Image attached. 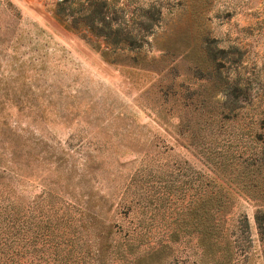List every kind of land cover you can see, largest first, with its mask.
<instances>
[{
	"label": "rangeland",
	"instance_id": "obj_1",
	"mask_svg": "<svg viewBox=\"0 0 264 264\" xmlns=\"http://www.w3.org/2000/svg\"><path fill=\"white\" fill-rule=\"evenodd\" d=\"M12 138L28 199H68L69 172L100 204L103 264H264V0H0V152ZM202 179L225 199L214 245L187 210Z\"/></svg>",
	"mask_w": 264,
	"mask_h": 264
},
{
	"label": "trees",
	"instance_id": "obj_2",
	"mask_svg": "<svg viewBox=\"0 0 264 264\" xmlns=\"http://www.w3.org/2000/svg\"><path fill=\"white\" fill-rule=\"evenodd\" d=\"M158 18V11L151 9L147 11L145 20H141L140 24L144 30H149ZM122 34H124L122 37L116 36V42L123 39L130 44H136L128 31H121ZM77 106L74 103H67L62 111L67 113L66 116L72 114L79 116ZM84 111L87 112V109L84 108ZM88 117L89 114L86 118ZM11 140L19 146L15 148L6 146L1 149L4 151L0 152V158L5 157L8 160L7 164L0 163V264H89L86 263V257H91L90 248L83 251L76 249L72 243L74 238L68 235L75 230L86 229L85 227L87 230L93 227L98 229L92 263L95 264L94 260H100L103 264L107 252L110 250L115 253L117 249L113 248L116 245L105 243L111 231L105 222L99 220L97 213L101 210L100 204L95 203L90 191L76 194V184L72 182L69 172L59 176L61 191L70 196L68 199L51 192L49 187L44 192L36 194L34 199H28L30 197L27 193L28 189L24 185H18L15 180L16 175L21 174L19 171L21 167L11 164L17 158L15 156L19 154L22 156L24 144L23 141L18 143L15 138ZM7 151L10 156L7 155ZM78 184L81 185V181ZM207 186H210V182L202 179L203 197L200 198V202L192 208L188 207L187 210L196 217L195 221H198L199 226L191 231L196 237L203 238L201 245L207 243L214 245L216 242L214 235L217 233V224L220 220L213 213L215 210L217 213L225 208V199L218 190L211 187L207 192ZM70 187L74 190L73 195L68 191ZM128 207L133 208L132 205ZM80 225H83L81 226L83 228H76ZM131 233L133 235V232ZM29 242L32 244L31 249L28 247Z\"/></svg>",
	"mask_w": 264,
	"mask_h": 264
}]
</instances>
